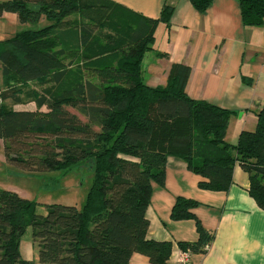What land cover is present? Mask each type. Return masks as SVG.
<instances>
[{"label":"trees","instance_id":"trees-1","mask_svg":"<svg viewBox=\"0 0 264 264\" xmlns=\"http://www.w3.org/2000/svg\"><path fill=\"white\" fill-rule=\"evenodd\" d=\"M189 1L200 14L212 3ZM237 1L245 28L264 23V0ZM173 12L164 4L151 19L111 0L0 2V16L16 14L21 25L48 23L0 42V140L7 162L32 173L84 165L93 173L80 209L51 204L39 214L36 202L0 190V264H35L19 251L28 228L37 264H129L133 254L170 264L172 244L148 239L146 217L152 185L164 187L170 157L211 192L228 191L239 166L249 196L264 211V106L255 129L229 145L233 113L188 97V66L172 65L164 86L144 82L143 58L154 50L157 26L168 28ZM27 102L36 110L13 109ZM197 207L177 197L170 218L195 223L197 241L177 243L178 249L205 254L214 235L193 214Z\"/></svg>","mask_w":264,"mask_h":264},{"label":"crops","instance_id":"crops-1","mask_svg":"<svg viewBox=\"0 0 264 264\" xmlns=\"http://www.w3.org/2000/svg\"><path fill=\"white\" fill-rule=\"evenodd\" d=\"M111 1L151 19L160 16L164 4L174 8L170 26H157L154 50L143 58V79L148 86H164L172 65H186L191 70L188 97L233 113L225 136L227 144L235 145L242 131L255 129L256 115L264 106V23L245 28L237 0H212L203 14L189 0ZM24 30L28 25H21L16 14L0 16V42ZM13 109L35 111L36 107L34 102H27ZM201 180L181 160L167 159L164 187L152 185L146 211L148 239L172 244L170 264H178L181 250L177 243L197 241L193 220L170 218L175 199L182 197L199 203L192 212L214 235L209 251L190 253L189 264H264V211L248 194L247 174L236 166L233 184L226 192L201 190ZM129 264L151 263L147 257L133 254Z\"/></svg>","mask_w":264,"mask_h":264},{"label":"rangeland","instance_id":"rangeland-1","mask_svg":"<svg viewBox=\"0 0 264 264\" xmlns=\"http://www.w3.org/2000/svg\"><path fill=\"white\" fill-rule=\"evenodd\" d=\"M46 25L48 23L42 20L36 26L28 25V29L36 30ZM69 110L82 121H85L75 110L71 108ZM92 180L93 173L85 165L77 166L68 173L60 171L46 173L24 171L7 162L4 145L0 140V190L16 191L21 198L36 202L39 214H44L45 206L51 204L74 206L80 209L85 203ZM20 250L21 257L23 256L22 259H34L35 264H37L38 247L32 241L31 228H28L22 236Z\"/></svg>","mask_w":264,"mask_h":264},{"label":"built area","instance_id":"built-area-1","mask_svg":"<svg viewBox=\"0 0 264 264\" xmlns=\"http://www.w3.org/2000/svg\"><path fill=\"white\" fill-rule=\"evenodd\" d=\"M210 249V246H206L205 250L208 252ZM189 256L190 252L189 251H180L177 262L178 264H189Z\"/></svg>","mask_w":264,"mask_h":264}]
</instances>
